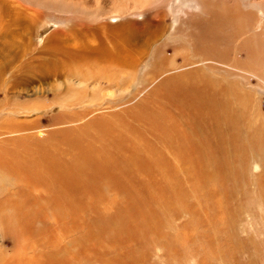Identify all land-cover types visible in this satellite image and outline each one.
<instances>
[{
	"label": "bare ground",
	"instance_id": "obj_1",
	"mask_svg": "<svg viewBox=\"0 0 264 264\" xmlns=\"http://www.w3.org/2000/svg\"><path fill=\"white\" fill-rule=\"evenodd\" d=\"M4 1L0 0V54L6 58L2 63L14 67L23 81L32 77L51 85L58 91L54 101L103 102L102 87L123 88L143 64L147 72L141 82L156 81V85L142 99L153 100L155 107L137 115L155 139L154 145L141 140L135 149L141 156L127 148L126 124L103 117L63 136L62 150H34L23 156L19 149H0V189L11 185L10 196L26 200L20 203L3 196L0 230L13 232L15 241L22 242L28 229L47 217L39 202L23 197L24 187H29V193H46L43 198L52 210L48 212L65 224L75 219L67 214H77L60 200L71 196V186L93 182L94 197L121 193L135 200L141 194L140 184L128 182V171L135 175L151 168L175 182L178 168L186 175L200 174L204 165L215 167L216 178L220 174L240 180L238 169L244 173L245 165L258 163L261 175L255 183L264 197V126L253 120L264 99L253 91L264 94V0H15L18 9L33 12H26L24 19L18 11L10 18ZM42 19L64 25L60 30L64 46L22 53L25 45L14 41V32L35 28ZM172 19L177 23L170 30ZM110 21L118 23L109 25ZM69 121L77 122L78 117ZM10 123L1 124L9 127ZM223 126L230 128L223 130ZM68 150L66 157L63 153ZM165 150L173 153L169 160L176 169L166 165ZM200 177L207 181L211 176ZM147 216L141 205L133 204L117 217H108L107 227L96 224L97 234L127 236L137 226L155 223Z\"/></svg>",
	"mask_w": 264,
	"mask_h": 264
},
{
	"label": "rangeland",
	"instance_id": "obj_2",
	"mask_svg": "<svg viewBox=\"0 0 264 264\" xmlns=\"http://www.w3.org/2000/svg\"><path fill=\"white\" fill-rule=\"evenodd\" d=\"M4 2L7 4V13H11L10 18L15 16L16 11L22 13L19 16L21 19L28 17L25 15L27 13H33L24 11L22 7L18 9L15 0ZM36 20L35 17L30 26ZM107 23L113 25L118 21ZM175 23V19L168 23L170 30L176 26ZM63 27L61 22L42 19L37 27H29L22 34L18 32H22L23 28L15 31L13 39L25 45L22 53L34 54V51L44 46L56 45L62 49L64 35L60 30ZM65 50L63 48L62 51ZM4 54H0V124L4 121L11 123L9 127L0 125L1 150L19 149L23 156L32 155L37 150L53 151L57 147L62 150L65 149L63 139L66 134H76L80 131L79 125L100 117L115 124H126L128 149L135 150L141 145V140L154 145L153 131L137 117L142 110L155 107L153 100H142L148 97L156 85V81L147 85L141 82L147 72L145 64L138 67L135 80L127 82L123 88L102 87L100 94L103 102L71 105L54 101L58 91L51 85L39 83L32 77L23 81V75H18L14 67L3 65L2 62L6 60ZM149 60L146 59V63ZM253 91L259 96L264 95ZM260 108L263 113L253 114V120L257 125L264 126V99ZM72 116H77L78 121L70 122ZM223 127V130L230 128ZM226 149L232 153L230 145ZM130 151L127 150L126 154L129 155ZM168 151L165 150L164 155L169 166L172 164L169 159L174 155ZM70 153L68 150V153L63 154L68 157ZM134 153L141 156L140 151L135 150ZM204 166L205 170L200 174L193 172L189 175L184 173V169L178 168L176 182L160 175L154 168L135 175L128 171V182L140 184L141 194L135 200L132 197L126 199V195L121 193H101L102 196L98 194L94 197L96 184L93 182L84 183V187L80 188L71 186L74 189L71 196L60 200L70 205L69 209L77 211V214H67L75 216V219L65 220V224H62V218L48 212L52 210L47 209V199L43 198L46 193L40 190L29 193V187H24L27 194L23 197L30 198V202H39V207L47 211L48 215L28 229L26 242L15 241L13 232L1 227L0 264H264V197L255 183L261 175L259 164L245 165L244 173L238 169L240 180L227 179V176L222 177L220 174L216 178L215 167ZM200 176L211 177L206 181ZM10 187L5 185L0 189V204L6 199L4 197L11 195ZM175 189L180 193L176 195L173 192ZM10 197L12 200L18 199L20 203L26 202L22 196ZM129 199L132 204H129ZM133 204L141 205L148 219H154L155 223L146 228L137 226L136 232H130L127 236L97 234L100 231L96 229V224L98 228L107 227L108 217H117L127 208L131 209ZM142 224L139 220L138 225Z\"/></svg>",
	"mask_w": 264,
	"mask_h": 264
}]
</instances>
